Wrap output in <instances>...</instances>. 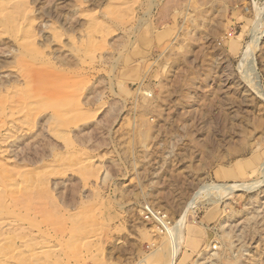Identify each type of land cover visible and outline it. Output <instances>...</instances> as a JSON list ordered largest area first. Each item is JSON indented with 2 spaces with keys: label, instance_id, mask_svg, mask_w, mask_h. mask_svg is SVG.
Wrapping results in <instances>:
<instances>
[{
  "label": "rangeland",
  "instance_id": "374dc122",
  "mask_svg": "<svg viewBox=\"0 0 264 264\" xmlns=\"http://www.w3.org/2000/svg\"><path fill=\"white\" fill-rule=\"evenodd\" d=\"M172 240L264 264V0H0V264Z\"/></svg>",
  "mask_w": 264,
  "mask_h": 264
},
{
  "label": "bare ground",
  "instance_id": "6f19581e",
  "mask_svg": "<svg viewBox=\"0 0 264 264\" xmlns=\"http://www.w3.org/2000/svg\"><path fill=\"white\" fill-rule=\"evenodd\" d=\"M23 182V181H22ZM18 185V184H17ZM204 189H206V187L204 188ZM203 189V190H204ZM180 228H181V226H180ZM179 228V229H180ZM179 229H178V231H179ZM182 230V229H181ZM171 237H172V234L170 235ZM173 239V238H172ZM177 244H176V241L174 240H172V246H171V250H170V252H169V254H170V258H169V260H168V262L166 263V264H174L175 263V259H176V257H178L177 255V253H178V250H177ZM1 258V257H0ZM5 263V262H4ZM164 264V263H163Z\"/></svg>",
  "mask_w": 264,
  "mask_h": 264
}]
</instances>
